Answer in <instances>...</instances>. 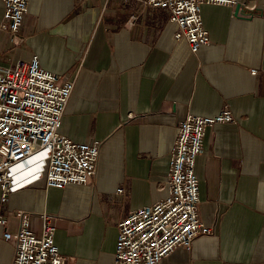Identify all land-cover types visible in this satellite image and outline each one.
I'll return each instance as SVG.
<instances>
[{"label":"crops","instance_id":"0c3cea01","mask_svg":"<svg viewBox=\"0 0 264 264\" xmlns=\"http://www.w3.org/2000/svg\"><path fill=\"white\" fill-rule=\"evenodd\" d=\"M237 1V11L201 4L210 42L195 53L174 38L168 11L145 0H30L15 38L0 29V66L36 56L73 81L59 131L100 144L89 183L54 188L38 178L0 198V264L12 262L14 244L1 233L16 231L19 212L36 236L39 214L52 215L65 264H112L116 223L167 194L180 122L225 107L235 122L205 128L193 167L197 217L212 235L160 264H264V0ZM3 12L0 0V24Z\"/></svg>","mask_w":264,"mask_h":264},{"label":"built area","instance_id":"2783aa9c","mask_svg":"<svg viewBox=\"0 0 264 264\" xmlns=\"http://www.w3.org/2000/svg\"><path fill=\"white\" fill-rule=\"evenodd\" d=\"M0 29L15 38L30 0H2ZM81 2L86 0H79ZM165 8L177 26L176 40L185 39L191 52L210 42L200 16L202 3L235 6L237 0H145ZM254 8L255 0L243 2ZM256 73L255 69L251 70ZM71 80L45 70L36 56L18 60L13 67L0 66V189L1 200L13 189L38 178L46 187L68 183L86 184L94 175L100 144L96 140L75 142L60 131L61 118L73 90ZM235 122L226 107L213 115L189 114L178 126L162 199L129 211L116 223L112 264H160L176 247L189 249L197 237L212 235L213 229L197 217L198 183L194 161L203 153L205 128ZM19 168L23 169L21 176ZM123 189H115L122 194ZM40 233L29 229V213H17L16 231L1 233L14 244L11 264H65L54 243L52 215L40 213ZM5 219L0 217V226Z\"/></svg>","mask_w":264,"mask_h":264},{"label":"water","instance_id":"95a60500","mask_svg":"<svg viewBox=\"0 0 264 264\" xmlns=\"http://www.w3.org/2000/svg\"><path fill=\"white\" fill-rule=\"evenodd\" d=\"M238 7H239V6H238V5H236V11L238 10Z\"/></svg>","mask_w":264,"mask_h":264}]
</instances>
